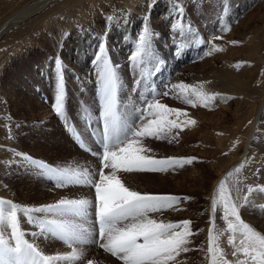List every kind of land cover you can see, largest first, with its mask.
Here are the masks:
<instances>
[{
  "label": "rangeland",
  "instance_id": "374dc122",
  "mask_svg": "<svg viewBox=\"0 0 264 264\" xmlns=\"http://www.w3.org/2000/svg\"><path fill=\"white\" fill-rule=\"evenodd\" d=\"M10 1L0 0V35L10 20L6 18L11 12V9H9ZM42 1L30 0L27 6H38ZM64 1L54 0L52 4L57 2L56 4L61 6ZM188 1L190 6L193 5V0ZM234 1L238 14L235 19L236 25L243 24L249 17L250 26H264V22H262L264 17H261L262 12L260 11L264 7V0ZM89 4L90 7L88 8L81 4L90 13L88 23L91 25L88 24L87 31L90 34L89 38L94 41L98 40L95 42V47L88 56L86 67L80 65L78 51L71 44L69 46L64 44L69 38H71V41H75L74 37H71V29L63 28L58 31L50 29L53 28L54 24L48 20L45 26L47 31L42 30L39 36V42L42 44L39 43L33 47L30 44L28 53L18 61L16 66L13 67L11 65L14 60L17 62V56H15V59L11 57L10 64H7L2 69L4 71H2V78L0 79V97L2 98V100L0 99V114L2 112L3 101L9 109V115L15 116L14 120L20 124H18L17 130L19 133L18 135L16 133V139L21 145L18 148L22 150L16 149L15 155L19 156V158L21 157L23 161V163L18 162V167H13V165L9 164V166L7 165L2 168L3 175L7 177L6 183L9 185L8 188L11 194L9 201L28 206L26 204L30 203L26 201L27 199L30 200V198L34 197L41 203V200H47L48 196L45 194L51 193V200L48 199L45 201L46 204L39 206L55 204L61 199H87L92 201L93 204L95 203L94 187L90 184H67L64 187H58L54 179L49 175L41 174V171L34 167L27 158L30 157L36 161H43L53 167L68 166L70 168L87 169L92 174L90 177L92 181H96V173L101 167L96 153L102 151V144L99 141H101L103 136V100L99 95L97 62L98 60H102L106 54L116 67L120 79V112L124 123L136 121V126H141V121L137 119L140 116V110L145 108L146 100L151 101L153 99H158L161 104L167 107L174 108L179 106V108L183 109L182 112H186L185 110L189 112L192 109L195 113L194 121L196 123L194 125L183 123L185 120H193L190 117L191 115L180 117H176L174 114L170 115L169 118L171 120L181 123V128L173 129L163 140L151 137L142 138L143 146L150 150L146 153L149 157L154 159L173 158L181 161L192 159L191 164H183L182 166L173 165L163 172L133 171L118 173L124 185L132 191H137L141 194L171 195L180 198V204L176 208H167L159 212L149 213V217L153 219L156 215L165 218L172 210L176 214H179L181 211L182 213L178 217H174L173 212H171L172 217L169 218L179 219L178 222L191 221L193 235L190 237V243L187 245L190 250L181 253L173 264H205L207 262V257L210 256L207 251L209 246L207 229L210 221L212 199V197L210 198V193L213 186H219L222 181L228 180V174L230 172L235 173V170L242 165V170L238 174H235L232 180H228V186L239 205L242 219L246 222L244 217L249 215L251 218V220L249 219L251 225L250 223L249 225L261 234H264L262 227V223L264 222V190H262L264 189V131L262 128L258 127L256 130L258 145L252 143L248 152L247 160L251 159L250 164L247 160L241 164H237L239 160L233 161L231 159V161L227 162L221 160L230 151H236L238 159L243 154V140L252 122L247 115L248 102H251V99L239 93L227 101L213 102L212 100L204 110H200L198 101L197 106L192 107L184 100L181 101L176 97V94L172 90V84L179 79L178 74H176L178 73V69L174 65V59L178 52L177 45L182 42L183 34L180 36L176 34L174 26L177 24L178 17L176 13H178V10L174 9L176 7L171 1L158 0V2H154L150 9L153 13L149 19L145 14L143 15L131 10L128 14V21L132 29L128 32L127 36L122 38L121 41L123 42L121 44H118L116 39L117 34L115 36L114 34L115 32H120L122 20L118 15L112 13L110 4L108 2L103 3L101 0H90ZM189 4L187 3L185 7L188 8ZM77 9L75 8V10ZM181 9L185 10V18L186 20L187 18L190 20L189 26L193 23L191 30L194 29L196 33L194 35V33L185 31L187 33H185L187 36L186 48L188 50L193 48L194 44H192V40L195 42L199 41L198 48L200 49V53L191 57L190 64L188 63L186 69H184L185 77L183 83L192 85L190 65L195 66L198 71L202 63L210 60L211 55H208V52L211 51L212 45L216 46L217 44V47H219V44L222 45L224 41L228 42L230 39L226 34L227 31L224 33V28H226L225 22L220 20H217L209 30V33L203 31L202 27L205 24L203 20L208 14V12L205 13L204 7L197 9L192 7L191 12L189 10L186 11L183 7ZM75 10L72 13H75ZM50 12L51 10L47 8L45 11L37 13L38 15L29 23H36L38 21L40 24L43 23L47 19L46 15H49ZM131 13L133 14L130 15ZM240 13L245 15L243 21L239 19ZM99 18L100 20L97 22ZM155 18H158L157 21H160V26L155 28L150 25L151 30L156 33L152 39L151 50L159 63L154 64L151 61H146L140 67L133 66L129 57L134 52L137 37L146 21ZM53 21L61 23L60 18L57 16L54 17ZM35 25L37 24H31V26ZM221 29H223V32H221ZM216 36L222 38L213 40L212 38ZM54 38H57L58 41L55 39L52 44L47 41ZM60 43L61 45H59ZM61 68L63 69L66 89V119L58 117L54 111L57 73ZM166 76L168 80L165 79ZM165 92L168 94L163 95ZM218 98L216 97L217 100ZM45 113H47L46 116L43 115ZM199 114L204 116L207 121L217 117L220 120L221 127L224 129L220 130L213 123L197 121ZM49 119L51 127L47 125ZM6 120L11 124L16 123L9 116H7ZM143 122L147 123L146 120ZM20 126H23L22 131H19ZM8 129L11 130V127ZM238 129L243 130L240 136L237 135ZM231 141H233V144L230 147L229 143ZM5 144H10V142L0 141V151L3 149L2 145ZM1 163L2 161H0V165ZM253 166L256 168L254 169ZM227 168L229 169L226 170ZM31 174L32 178L36 181H34L33 185H42L43 190L39 191L40 193L30 192L31 181L33 180ZM156 176L163 179H154ZM233 180L238 182L233 183ZM249 188H252L251 193H248ZM245 197H247L246 200ZM34 205L32 203L31 207H34ZM92 210L93 208L88 210L89 213L86 217L77 219L76 222L83 224L87 228L88 235L85 236V243L74 246L78 251L82 250L84 253H89L92 249L95 250V252L93 250V252L91 251L92 253L90 252V258L86 257L88 260L93 259V264H113L114 257H110L111 254L106 253L100 247L103 241L98 237L99 223ZM163 213H165V216ZM217 213L216 232L227 233L225 228L226 222L222 218L220 206ZM36 215L33 214V216ZM23 221L21 226L26 233V238L30 242H34L38 247L40 243L48 242V248L42 246V252L46 255L60 253L58 250L60 246L54 245V238H51V234L45 233L42 237L39 234L40 230L36 223H29L27 217H24ZM158 221L161 220L159 219ZM9 231L5 230L4 234L6 237H8ZM87 237L89 238L87 239ZM57 240L62 241L59 238ZM226 242L222 233L219 237V248L223 249L224 253L229 252L226 248ZM84 244H87L90 248L92 247L91 250L90 248L88 251L85 250ZM84 253L83 258L86 255Z\"/></svg>",
  "mask_w": 264,
  "mask_h": 264
},
{
  "label": "snow or ice",
  "instance_id": "6c2138e0",
  "mask_svg": "<svg viewBox=\"0 0 264 264\" xmlns=\"http://www.w3.org/2000/svg\"><path fill=\"white\" fill-rule=\"evenodd\" d=\"M178 11L183 13V9ZM174 28L177 36L184 34L185 31H191L190 26L185 29L182 21ZM155 35L150 25L145 23L137 37L134 52L129 57L133 66L140 67L146 61L159 63L151 50ZM221 38L216 36L212 39ZM179 50L180 46L177 45V51ZM212 51L221 52L223 49L213 44L208 55H211ZM97 68L99 95L103 100V136L102 151L96 153L101 166L96 173V181H92L90 178L92 174L87 169L53 167L43 161L27 158L41 174L54 179L58 187L67 184H90L94 187L95 203L87 199H61L55 204L31 207L0 199V264H59V262L74 264L83 260V254L74 245L85 242L88 230L76 221L86 217L89 208H93L98 219V237L103 241L100 247L122 264H173L181 253L190 250L187 245L193 235L191 221L165 223L149 217V213L176 208L180 204V198L132 191L118 176L119 172H163L173 165L191 164L192 159L181 161L173 158H151L146 155L150 150L142 144V138L163 140L173 129L181 128V123L171 120L170 115L180 117L188 114L153 99L146 100L145 108L140 110L137 119L141 121V126L137 127L136 121L124 123L119 100L121 84L116 67L105 54L102 60H98ZM172 90L192 107L197 106V101L207 107L218 95L205 93L203 85L193 86L182 82L172 85ZM65 102L66 89L61 68L57 73L54 111L58 117L66 119ZM145 120L147 123L143 122ZM183 123L194 125L196 121L185 120ZM242 168L243 165L237 168L235 173L230 172L228 180H232ZM228 180L219 184L217 198L212 201L211 206L213 212L218 205L222 210V218L227 225L226 231L230 234L228 243L233 248V256L237 257L235 264H264V234L242 219L239 205L228 186ZM237 182L233 180V183ZM251 192L252 188H249L248 193ZM24 217H27L29 223L37 224L40 236L43 237L45 233L57 236L68 245L71 253L53 256L42 252L37 244L26 238L21 226ZM5 230H10L7 238ZM220 235L222 233L216 232L213 221L207 249L211 264H232L225 258L224 250L219 248ZM84 264L93 262L89 259L85 260Z\"/></svg>",
  "mask_w": 264,
  "mask_h": 264
},
{
  "label": "bare ground",
  "instance_id": "6f19581e",
  "mask_svg": "<svg viewBox=\"0 0 264 264\" xmlns=\"http://www.w3.org/2000/svg\"><path fill=\"white\" fill-rule=\"evenodd\" d=\"M29 1H26V0H11L10 1L9 9H11V12L6 17V18H9L10 20L7 22V25L4 28L3 33L0 35V79L2 78L1 73H2V71H4L2 69H4V67L7 64H10L9 61H10L11 57H14V59H15V56H17L16 57L17 62L14 60V62L11 65L14 67L17 65L18 61L21 60L23 58V56L28 53L30 44H32V47H33L36 44L40 43L39 42L40 41L39 40L40 33L42 30L45 32L47 31L45 29V26H46V22L48 20H50L52 22V24H54L53 28H50V29H54L56 31L62 30L63 28H68L69 30L71 29V37H74L75 41H71V38H69L64 42V44L68 45V46L71 44V46L74 47L75 50L78 51L79 58H80L79 60L81 63L80 65L82 67H86L85 65L88 62V56H89V54H91L92 49L95 47V42L98 40V39H96V41H94L91 38H89L90 34L87 31V27L89 26L88 24H90V23H88V20L90 18V13L87 9H84L83 6L86 8L90 7V4H89L90 0H65L61 6H58L56 4L57 2H55V4H52V2L54 0H43L41 2V4L38 6H27ZM101 1L103 3L108 2L110 4L112 13L113 14L115 13V15H118L119 18L122 20V24L120 25V27H121L120 32H115V34H114V36L117 34L116 39L118 41V44H121L123 42V41H121L122 38L124 36H127L128 32H130V30L132 29V26L130 25V22L128 21L129 20L128 14L130 13V11L132 10V11L139 12L140 14H143V15L145 14L146 17L149 19L153 13L152 11H150L152 4H154V2H156V1L158 2V0H101ZM169 1H171L174 4V6L177 8V9L174 8L175 10L181 9L183 7L184 9H186V11L189 10L191 12L192 7H195L196 9L200 8V7H204V9H205L204 11H206L205 13L208 12V14L205 16V19L203 20L205 22V24L202 28H203V31H205V32L209 33V30L213 27V25L217 22V20L223 21L226 24L225 25L226 28H224V33L227 31L226 34H227V36H229L228 38L230 40L228 42L224 41L222 43V45H220V44L218 45L219 48L223 49V51H221V52L212 51L210 60L206 61L205 63H202L200 65L201 67L199 68L198 71L196 70L195 66H193L192 64L190 65L191 66L190 68L192 71L191 77H192V81H193L192 85L193 86L203 85V91H205V93L210 94V95L218 94V95H216V97H219L218 100L215 98L213 100V102L227 101L229 98L234 97L236 94H239V93L244 95L245 97L251 99V102L250 101L248 102L247 115L249 116L250 121L252 120V122L250 124L248 133L246 134V136L243 140V154L238 159L237 152L236 151H230L227 154L225 153L226 154L225 158L221 159L224 162L231 161V159H233V161L239 160V163H237V164L245 163L247 160L248 152L250 150L252 143H255L256 145H258V141L256 140L257 139V136H256L257 128L261 127L262 130L264 131V26L263 25H258L256 27L250 26L249 17L245 20V22L243 24L236 25L235 19L238 16V14H237V11L235 8V4H234L235 1L234 0H193L194 3L191 6H190L188 0H169ZM187 3L189 4L188 8L185 7ZM47 8L50 9L51 12L49 13V15H46L47 19L43 23L40 24L39 21L36 23H29L32 21V19L34 17H36L38 15L37 13H41V12L45 11ZM75 8H78V9L75 10ZM261 9H262V10H260L262 12L261 17H264V12H263L264 7ZM73 10H75V13H72ZM212 11H213V14L211 15ZM186 13H188V12H186ZM132 14L133 13H131L130 15H132ZM176 14H177V17L179 18L176 21V23L182 21L183 25L185 26V28L187 30L189 28L190 20L188 18L186 20L185 15H184L185 10H183L182 14L179 11ZM55 16L60 18L61 23H59L58 21L57 22L53 21ZM239 19H241L240 21H243L245 19V15L240 13ZM99 20H100V18L98 19L97 22H99ZM157 20H158V18H155V19L146 21V23L157 28L158 26H160L159 25L160 21H157ZM254 20H255V18H254ZM94 22H96V21H94ZM262 22H264V20H262ZM31 24H37V25L31 26ZM93 24H95V23H93ZM98 25H96V26H98ZM192 25H193V23H192ZM192 25L190 27H192ZM96 29H98V28H96ZM227 29H230V30H227ZM221 32H223V29H221ZM185 33L182 36V42H180V44H179L180 50L177 52V55L175 56V59H174L175 60L174 65L178 69V73H176V74H178V79H179L174 84L181 83V82L183 83L184 77H185L184 69H186V65L190 62L191 57H194L195 54L200 53V49L198 48L199 41L195 42L192 40V44H194L193 48L191 50H188L186 48L187 36L185 35ZM190 33H194V35L196 34L194 29L191 30ZM59 38H61V37H59ZM55 39H56V41H58L57 38L47 40V41L52 44V42H54ZM60 40H62V39H60ZM40 44H42V43H40ZM59 45H61V43ZM57 46H58V44H57ZM216 46H217V44H216ZM35 48H37V47H35ZM189 52H190V55H189ZM220 64H221V66H220ZM165 79L168 80L167 76ZM257 81H258V83L256 84ZM174 84H172V85H174ZM173 92H174V94H176V97L178 99H180L181 101L184 100L183 97H178V93L175 90H173ZM0 99L2 100L1 97H0ZM174 108L178 109L180 111H183V109L179 108V106L174 107ZM199 108H200V110H204L205 107L200 105V103H199ZM42 110H44V108H42ZM185 111L188 114V116L191 115L190 117L193 118V120H194V114L195 113L192 111V109L189 112L187 110H185ZM8 112H9V109L7 108V106L2 101V112L0 114V141L3 140L5 142H10V144L2 145L3 149L0 151V161H2V163H1L2 166L0 165V170H1L0 195H2V197H0V199L7 200V201H9V196L11 194H10V190L8 188L9 185L6 183L7 177L5 175H3L2 168H4L7 165L9 166V164L13 165V167H18L19 166L18 162L23 163L21 157L19 158V156L17 157L15 155L16 149L22 150L21 148H18L21 145L19 144V142L16 139L17 135L19 133L17 129H18L20 124L14 120L15 116L13 117L12 115H9ZM43 115L46 116L47 113H45ZM7 116H9L16 123L11 124L10 122H8L6 120ZM198 120L205 122V123L206 122L213 123L220 130L224 129L221 127L220 120L217 117H215V119H213V120L207 121V120H205L204 116L199 114L197 121ZM50 122L51 121L49 119V121L47 122V125L49 127H51ZM21 124H23V123H21ZM13 125H16V126H13ZM9 127H11V130L8 129ZM20 127L21 128L19 131H22L23 126H20ZM16 133H17V135H16ZM242 133H243V130L238 129L237 135L240 136V135H242ZM24 137H25V135H24ZM8 138L11 140H9ZM99 142H101V141H99ZM232 144H233V141H231L229 143V146L231 147ZM64 145H66V144H64ZM62 149H63V147H62ZM14 151H15V153H14ZM17 155H19V154H17ZM221 157H222V155H221ZM248 161L250 164L251 159L249 158L247 160V162ZM224 167H226V166H224ZM7 168H9V167H7ZM253 168L255 169L256 167L253 166ZM228 169L229 168H227L226 170H228ZM7 171H8V169H7ZM221 174H223V173L221 172ZM147 177H149V176H147ZM174 177H176V176H174ZM31 178H32V174H31ZM157 178H159L161 180L163 179L159 176H156V178H154V179H157ZM32 179L33 180L31 181L32 186L30 187V192L32 191V193H34V192L42 191L43 190L42 185H39V184L33 185L35 180H34V178H32ZM11 188H13V187H11ZM217 189H218V185L213 186V189L210 193V198L212 197L211 205H212V201L214 199H216ZM11 191H13V190H11ZM28 193H29V191H28ZM43 193H45V191H43ZM45 195L48 196L47 200L48 199L51 200V198H50L52 195L51 193H48V195L47 194H45ZM38 197H39V194H38ZM47 200H43V201L41 200V203H39L38 200L33 197V198H30V200H28V199L26 200L30 203V204H26V205L31 206V204L33 203V204H35L34 207H36V206H39L42 204H46L45 201H47ZM52 203H54V202H52ZM218 207H219V205L217 206L216 211L213 212L212 206H211L210 218H209L210 221L208 223L209 226L207 229L208 235H209L210 230L212 228L213 221L215 223L217 221ZM92 211H94V210H92ZM171 212H173L174 217H178L182 213L180 211L179 214H176L174 212V210H172ZM171 212L169 214H167L166 216H165V213H163L165 218H161L160 216L156 215L155 217H153V219H156V220L160 219L162 222H165V223H169V222L177 223L179 221V219L169 218V217H172ZM91 218H93V217H91ZM244 218L246 220V223L249 224L250 220H251L250 216L247 215ZM23 220H24V218H22V221ZM250 225H251V223H250ZM226 226H225V228H227ZM262 227L264 229V222L262 223ZM222 233H223L224 238L227 241L226 242V248L229 250L228 253H224L225 258L228 261L232 262V264H235L237 257L233 256V254H232L233 248L228 243V238H229L230 234L228 232L227 233L222 232ZM95 234H96V232H95ZM52 236H51V238H54L53 239L54 245L60 246V249L58 248L60 253H57L55 255H69L71 253V249L68 247V245L66 243H64L63 241H61V242L58 241L57 236H54V235H52ZM88 238L89 237H87V239ZM42 246L45 248H48L49 243L48 242L40 243L39 247H40L41 251H43ZM83 247L87 251L90 248L87 244H84ZM91 248H90V250H91ZM80 251H82V250H80ZM93 251L95 252V250H93ZM90 252L89 253L87 252L88 254L85 252L87 255L86 256L85 253L82 251L81 253L82 254L84 253V255H85L84 259L81 261H78V262H74V264H78V263L84 264V261L88 260L87 258L89 257ZM49 255H53V254L50 253ZM93 257H94V255H93ZM110 257H112V256L110 255ZM95 258L97 259V257H95ZM95 258H94V260H95ZM102 258H104V257H102ZM207 258L208 259H207V262L205 260V262H206L205 264H211L210 256H208ZM240 259H243V257H240ZM91 261H93V259ZM59 264H65V262H59ZM113 264H122V262L117 260L114 257Z\"/></svg>",
  "mask_w": 264,
  "mask_h": 264
}]
</instances>
